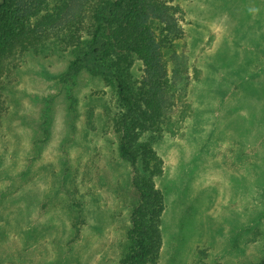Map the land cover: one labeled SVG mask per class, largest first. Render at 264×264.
Wrapping results in <instances>:
<instances>
[{"label":"rangeland","instance_id":"1","mask_svg":"<svg viewBox=\"0 0 264 264\" xmlns=\"http://www.w3.org/2000/svg\"><path fill=\"white\" fill-rule=\"evenodd\" d=\"M179 9L187 86L154 144L164 197L154 264H264V0ZM69 53L0 63V264H119L139 203L117 150L113 82ZM135 88L141 61L131 68ZM256 83H253V79Z\"/></svg>","mask_w":264,"mask_h":264},{"label":"trees","instance_id":"2","mask_svg":"<svg viewBox=\"0 0 264 264\" xmlns=\"http://www.w3.org/2000/svg\"><path fill=\"white\" fill-rule=\"evenodd\" d=\"M178 14L162 0H0V63L16 52L69 53L64 82L80 70L113 82L118 111L112 128L139 199L119 264H154L161 245L164 197L153 182L161 174L154 144L178 123L168 113L187 86ZM136 59L143 65L137 88L131 72Z\"/></svg>","mask_w":264,"mask_h":264}]
</instances>
